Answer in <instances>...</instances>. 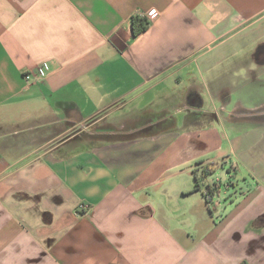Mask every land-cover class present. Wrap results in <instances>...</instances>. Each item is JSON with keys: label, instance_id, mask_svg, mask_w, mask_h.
<instances>
[{"label": "crops", "instance_id": "crops-1", "mask_svg": "<svg viewBox=\"0 0 264 264\" xmlns=\"http://www.w3.org/2000/svg\"><path fill=\"white\" fill-rule=\"evenodd\" d=\"M234 81L264 91V0H0V264H264V162L215 178L216 123L264 122Z\"/></svg>", "mask_w": 264, "mask_h": 264}, {"label": "rangeland", "instance_id": "rangeland-1", "mask_svg": "<svg viewBox=\"0 0 264 264\" xmlns=\"http://www.w3.org/2000/svg\"><path fill=\"white\" fill-rule=\"evenodd\" d=\"M244 83H237V82H232L231 87L234 89L232 96H231V105H229L230 108H232L233 106H235L236 104H240V101H242L244 104H252V103H256L259 101H263L264 100V91L262 92H257V89L255 87H253V92H248L247 91H238L240 88V85L246 84L247 81H241ZM239 86V88L237 90H235V88H237ZM258 88V86H256ZM243 93V94H242ZM242 94V95H241ZM202 102H205V98H200L199 99V106H204V103L201 104ZM220 101L217 102V106L213 107V105L211 103H207V98H206V105L205 107L208 108L209 110L207 112H201L200 115L202 118H204V116L210 117L213 116L216 112L215 109H219L220 108ZM246 104V105H247ZM215 108V109H214ZM187 110V108L185 109ZM264 117V115H248L249 118L252 117H258L260 119V117ZM254 119V120H253ZM256 118H252V119H248L245 120V118H243V120L241 121H237V122H233V123H237L239 124L241 127L236 129V130H232L230 125H226L225 127L222 124L216 123V129L219 132L220 136L223 138H225V136H229L230 138H242L243 140L246 141V145L242 150L237 151V153H232L230 154L229 157H227V159L225 161H223L224 163L222 164V166L224 167V169L220 168L219 172L220 173H215V178H218L219 176H224L225 178V184H230L231 185V189L232 190H240V188L243 187H248L252 184V178L250 177H246V173H247V169H246V164L242 163L240 159H243L244 161L247 160L246 157H251L249 160L254 162V161H259V164L264 162V125H262L261 123H264L262 121H258L257 126L255 124H251V122L255 121ZM241 122V123H240ZM250 122V123H249ZM92 129H94L95 127L92 126ZM89 128V130L91 129ZM234 128V127H233ZM125 129H129L128 127ZM128 130H120V132H122V134H118L117 136L120 137H128V136H137L142 134L143 131H134L133 133L127 134ZM196 131V130H195ZM126 134H123V133ZM186 133L188 131H185ZM192 132V131H191ZM263 157V158H262ZM214 165V164H213ZM216 165V164H215ZM212 166V165H211ZM214 168V166H212ZM221 170V171H220ZM213 185H216L218 181H214ZM210 187V186H209ZM207 186V191L210 190ZM217 187V186H216ZM225 187V186H224ZM210 193V192H209Z\"/></svg>", "mask_w": 264, "mask_h": 264}, {"label": "trees", "instance_id": "trees-1", "mask_svg": "<svg viewBox=\"0 0 264 264\" xmlns=\"http://www.w3.org/2000/svg\"><path fill=\"white\" fill-rule=\"evenodd\" d=\"M150 27V20L147 17H142L140 15L133 16L132 18V31L135 36H138L142 34L143 32L147 31L148 28ZM214 168H210L209 166L204 168L203 173L208 175L209 172H212ZM202 187L197 180L195 184V189L200 190ZM207 194V192L205 193ZM245 264V263H244Z\"/></svg>", "mask_w": 264, "mask_h": 264}, {"label": "built area", "instance_id": "built-area-1", "mask_svg": "<svg viewBox=\"0 0 264 264\" xmlns=\"http://www.w3.org/2000/svg\"><path fill=\"white\" fill-rule=\"evenodd\" d=\"M153 13V12H152ZM27 78L29 79L30 78V76H27Z\"/></svg>", "mask_w": 264, "mask_h": 264}]
</instances>
